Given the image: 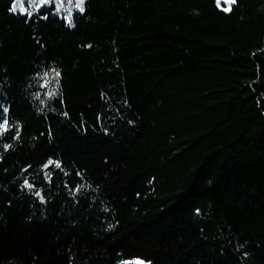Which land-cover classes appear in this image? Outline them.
Instances as JSON below:
<instances>
[{
  "label": "trees",
  "instance_id": "16d2710c",
  "mask_svg": "<svg viewBox=\"0 0 264 264\" xmlns=\"http://www.w3.org/2000/svg\"><path fill=\"white\" fill-rule=\"evenodd\" d=\"M123 262L264 264V0H0V264Z\"/></svg>",
  "mask_w": 264,
  "mask_h": 264
},
{
  "label": "rangeland",
  "instance_id": "374dc122",
  "mask_svg": "<svg viewBox=\"0 0 264 264\" xmlns=\"http://www.w3.org/2000/svg\"><path fill=\"white\" fill-rule=\"evenodd\" d=\"M222 8L229 10L231 8V6L233 5V3L231 2V0H228L227 3H225V0H220V4H219ZM120 264H133V263H120ZM136 264H145L143 262L140 263H136Z\"/></svg>",
  "mask_w": 264,
  "mask_h": 264
},
{
  "label": "snow or ice",
  "instance_id": "6c2138e0",
  "mask_svg": "<svg viewBox=\"0 0 264 264\" xmlns=\"http://www.w3.org/2000/svg\"><path fill=\"white\" fill-rule=\"evenodd\" d=\"M228 2V0H225V3H227ZM231 2L232 3H234L235 2V0H231ZM83 3V0H81V4ZM217 3H218V6H219V4H220V0H217ZM81 10H83V9H81ZM225 10H227V9H225Z\"/></svg>",
  "mask_w": 264,
  "mask_h": 264
}]
</instances>
